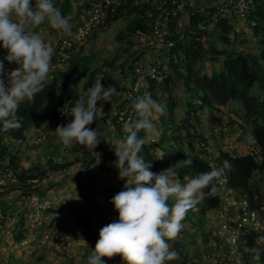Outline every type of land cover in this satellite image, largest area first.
Listing matches in <instances>:
<instances>
[{
	"label": "clouds",
	"instance_id": "obj_1",
	"mask_svg": "<svg viewBox=\"0 0 264 264\" xmlns=\"http://www.w3.org/2000/svg\"><path fill=\"white\" fill-rule=\"evenodd\" d=\"M44 23L51 29L71 32L70 17L63 15L53 0H35L34 6L31 0H0V48L7 52L4 59L18 66L0 79V121L5 131L23 126L24 118L17 115L19 106L25 101L34 102L48 79L54 48L32 30ZM5 72L0 61V77ZM102 79L103 76L98 77L87 94L77 99L70 109V122L54 130L64 145L76 142L93 150L101 142L99 137L105 133L88 125L105 117L103 106H97V102L107 101L117 92L111 85L105 88ZM132 107L138 118L124 125L126 137L112 141L118 178L125 181L123 190L110 201L118 219L99 230L94 249L87 253V264H103L101 257L115 256L123 264H166L178 260L179 253L171 249L169 241L181 233L188 211L195 210L207 196L218 194L225 171L233 169L231 161L224 160L222 168L213 167L208 172L186 177L184 183L178 170L191 167L190 158L159 173L150 171L151 164L139 153L151 141L156 128L154 114L163 115L166 106L145 93L136 97ZM141 131L143 137L138 135ZM246 139L254 141L252 136ZM94 154L98 163L100 154ZM205 188L210 191L205 193Z\"/></svg>",
	"mask_w": 264,
	"mask_h": 264
},
{
	"label": "built area",
	"instance_id": "obj_2",
	"mask_svg": "<svg viewBox=\"0 0 264 264\" xmlns=\"http://www.w3.org/2000/svg\"><path fill=\"white\" fill-rule=\"evenodd\" d=\"M189 0H81L75 4L74 13L78 6L80 12L71 15L72 25L70 33H64L54 29H32L41 34L46 42H51L54 53L51 58V70L48 79L53 78L57 71L68 68L70 61L79 53L83 46L94 34L105 28L106 20L113 17L119 9L127 16L128 9L140 11V15L146 22V29L134 35V55L130 63L132 68L129 72L128 65L125 73H129L131 80L125 82L121 89L122 104L116 116L121 125V139L126 137L124 125L133 119L135 112L132 107L133 101L145 93L150 94L152 84L160 85L170 75L171 68L167 61L161 59L165 53H169L175 42L171 39V19H179L184 12L185 5ZM254 10V0H224L218 3L211 12L207 22L215 25L222 21L230 22L234 18L248 19ZM134 13L131 15L133 16ZM255 25V19L250 20ZM156 60L141 61L144 50L153 49ZM6 72L0 79L6 78L8 72L18 67L7 60L3 62ZM46 80V81H47ZM74 107L70 100H61L57 105L56 112L50 117L48 125L40 130L30 132L18 142L34 145L47 140L50 136H57L55 129L58 125H66L71 120L70 109ZM222 126V124H221ZM223 127V126H222ZM113 135H116V126L111 124ZM219 128L212 131L219 136ZM228 127H223L225 134ZM234 136L227 140L226 146L231 155H249L257 162L262 160V149L257 142L246 139L251 136L250 132L244 133L240 128L233 132ZM243 135L242 138H240ZM208 137V136H207ZM208 144L201 142L197 145L196 154L207 162L210 170L213 167L222 168L216 160V153ZM21 170L10 164L8 154H0V233L6 238H13L19 228L28 233L16 239L10 249L19 250L26 256L37 251L42 244L51 242L58 245L61 250V260L57 264H69L72 259V250L64 239L63 229L66 224V213L54 207L52 202L41 196L44 186L55 180L58 169H44L36 172L34 178L20 180L18 173ZM222 187L219 192L221 203L218 208L208 214L212 218L214 246L208 255H204L212 264H243V253L251 250L247 242L254 240L259 244L264 231V205L256 206L250 202L246 193H239L228 184L225 171L224 177L219 182ZM116 193H113L111 198ZM258 199L254 195V200ZM3 203L7 204L4 210ZM111 211L118 215L111 204ZM116 221V219H115ZM22 222V224H20ZM100 230L104 227L101 221L97 222ZM88 231V237L93 235ZM261 246V243L257 246ZM112 264L115 260L109 259ZM166 264H170L168 261Z\"/></svg>",
	"mask_w": 264,
	"mask_h": 264
},
{
	"label": "trees",
	"instance_id": "obj_3",
	"mask_svg": "<svg viewBox=\"0 0 264 264\" xmlns=\"http://www.w3.org/2000/svg\"><path fill=\"white\" fill-rule=\"evenodd\" d=\"M76 1L77 0H53V3L61 10L63 15L69 17L77 14L81 10V6H78L77 11L74 13L73 6L76 4ZM31 2L34 6L35 0H31ZM132 13L134 14L124 29L125 31L120 32L117 35L119 41L124 37V33L134 36L137 32L146 29V22L144 18L141 17L140 11L134 12V9L129 8L128 12L125 14L130 15ZM123 16L124 14L121 13V9H119L113 17L106 20L105 28ZM208 16L209 12H195L190 16L189 25L187 27L182 26V28L178 26L177 19H171V39L175 44L170 49V52L175 48H177V51L175 57L170 55L169 66L174 71L177 77L176 79L180 81L186 92V109L185 116L175 122L174 107L177 103L173 97L174 81L171 78V75H169L162 84L151 85L150 91L152 90V92L155 90L156 86H161V100H165L164 105L166 106V112L163 115L158 114V116L165 128L168 126L171 127L169 134L174 141L172 142V140H170V142L167 143V141H169L167 136L168 129H165L157 146L163 153L169 154L173 153V150L176 149V145H174L176 140L181 147V153L186 151V145H183V140H187L191 145L195 141L208 144V140H210L209 136H204L203 132H198L194 128V125L191 122L192 116L197 115L198 111L202 113L206 111L212 118L216 117L217 119L216 111L227 109V115L224 113L226 118L219 120V136L223 137L225 135L223 127H228L230 131L233 130V132L238 127L242 130L243 135L245 132L249 131L251 136L254 137L255 141L262 149V160L257 162L249 155L234 156L231 155L228 150L220 148H218L215 158L221 165H223L224 160L231 161L233 169L231 171L226 170V174L228 177V184L232 188L239 193H246L252 204L256 206L264 205L262 197L259 194V189L254 180V177L258 172L264 171V68L259 62V59L250 53L237 52L235 50H229L226 47H222L221 49L218 48L219 45L226 46L229 43L227 37V22L225 21L216 23L221 25L224 31L220 41L204 40L206 34L205 30L209 26V23L207 22ZM248 19H255V25L258 24L255 1L254 10ZM84 49L85 46H83L79 53L70 61L66 70L55 72L53 78L44 82L43 90L36 94L34 102L25 101L19 106L17 115L24 118L23 126L20 129L5 131L3 128V121H0V154L2 156L9 153L8 150L10 147L4 139L7 138L10 141L23 140L26 136V132L38 118L40 109L47 103L50 95L54 92H58L62 94L61 100L68 99L73 105H75V102L81 96L77 88L79 77L87 78L84 88L91 86L93 80L99 73V68L93 66L96 53L93 51L87 53ZM208 56L211 63L221 60V68L218 70L214 68L208 73L206 67ZM131 60L132 58L130 61ZM179 60H181V64L179 63ZM130 61L125 62L123 65L119 64L120 67L122 66L121 71H125L127 65L128 69L126 71L129 72L131 70L133 65ZM107 62L108 61H106V63ZM254 87L260 89L259 94L250 93V90ZM151 97L153 100L161 103V100L157 98L155 94ZM235 102L241 104L240 108H233L234 104H238ZM230 112L234 113L236 119L230 117ZM195 117H197L198 121L199 116L197 115ZM137 118V113L134 112L132 120H136ZM112 123L116 126L115 136L121 137L122 128L117 122V116L113 118ZM199 124L201 125V123ZM181 130L185 132L184 136L181 135ZM138 135L143 137L144 132L141 131ZM212 135L214 136L215 134L212 132ZM243 135L240 138H242ZM183 137L186 139H183ZM211 138L213 139L214 137L211 136ZM139 155L142 156L146 162L151 164L150 171L159 173L163 170L161 161L151 151L149 143L143 146ZM189 158L193 161L191 167L178 170V175L181 181L184 180L186 182V177L191 178L197 173L210 171L207 162L200 158L195 151L189 152L185 159ZM9 160L10 164L15 167V164L10 157ZM66 165L67 164L51 165L50 169L63 168ZM39 170L40 169L38 168L22 169L18 173V178L20 180L34 178L36 172ZM203 191L208 193L210 189L205 188ZM254 195L258 196L256 201L254 200ZM169 203L172 202L169 201ZM220 203L221 199L219 193L207 196L205 200L196 205L195 210L202 215H206L212 210L218 208ZM117 219L118 215H116V220ZM185 220L186 217L183 221ZM20 224H22V222ZM98 234L99 231L93 232V235L89 237L90 244L95 246L96 241L99 238ZM208 236V234L204 236V241H207ZM16 238L19 239L21 237L18 236ZM261 241V246H259L257 250L253 248V239L247 242V245L250 246L251 250L243 253V264H264V231L261 236ZM192 242H195V239H192ZM209 244H211L210 241ZM213 246L214 244L211 245V249H213ZM177 252L179 253L180 258L168 262L170 264H188L191 258L184 249L178 250ZM198 257H200L199 253L196 260L193 259V263L189 264H198L196 262ZM111 259L115 260L116 264H123V261H121L119 256H115Z\"/></svg>",
	"mask_w": 264,
	"mask_h": 264
},
{
	"label": "crops",
	"instance_id": "obj_4",
	"mask_svg": "<svg viewBox=\"0 0 264 264\" xmlns=\"http://www.w3.org/2000/svg\"><path fill=\"white\" fill-rule=\"evenodd\" d=\"M224 0H189L184 12L179 19V27L188 26L190 16L195 12L207 13L210 12L218 3ZM256 14L258 16V24L251 25L250 19L234 18L230 22L226 23L228 28L227 37L228 44L226 47L229 50H235L237 52L250 53L259 59V62L264 68V0H254ZM206 34L204 40L220 41L224 34L223 27L219 24L209 25L205 30ZM4 53H0V61H5L4 57L7 55L5 49L0 48ZM130 53L134 55L133 50ZM154 48L144 50L141 54V61L156 60L154 56ZM164 55V54H163ZM162 57V56H161ZM208 59L206 60L207 72L210 73L214 68L216 70L221 68V63L217 67ZM221 61V60H219ZM120 72V79L118 85L114 83V78L117 77V73ZM116 72L111 70V73L105 78L102 85L106 88L109 85L116 88L117 92L110 96L107 101H98L97 106H103L105 117L98 118L92 124L88 125L89 128H97L98 131L105 133L100 136L101 142L92 150L90 147L80 145L73 142L71 145H64L58 138V136H50L47 140L37 144L28 145L18 141H6L10 146L8 156L13 160L15 167L22 169L38 168L44 170L50 168L51 165L67 164L63 168H58L55 180L46 184L42 191L41 196L48 199L54 207L63 210L66 213V224L63 229L64 239L69 244L72 250V259L69 264H87V253L94 249V245L90 244L88 231H99L97 222L101 221L104 226L109 223L115 222L116 215L111 211L110 197L112 193H118L123 190L125 181L118 178V171L115 166L116 155L114 146L112 144L113 139L120 140L119 136L112 137L113 132L111 124H113V118L119 107L122 104L121 89L125 82H129L131 76L125 71L118 69ZM174 72V71H173ZM103 74H99L96 79ZM103 81V80H102ZM91 87V86H90ZM150 95H156L161 100V86H156L155 90L150 91ZM87 92L83 95H86ZM82 95V94H81ZM175 91L173 89V97ZM186 95H182L181 99L174 97L176 103L180 102L186 109ZM177 98V99H176ZM153 99V98H152ZM60 102L58 99L55 102L51 113L47 115L45 119H39L33 123V125L26 132V135L32 131L40 130L48 125L50 117L55 113L57 105ZM162 104H165V100H161ZM180 104V103H179ZM178 104V105H179ZM181 105V104H180ZM177 106V104H176ZM174 107V112L175 108ZM234 105V109L240 108V106ZM227 109L216 111L217 119L212 118L208 114V118L212 120L208 121V125L199 126V129L204 132V136H209L212 141L210 146L214 153H217L218 148L228 150L226 148V142L228 139L224 136H218V139L211 138L210 135L215 127H218L219 120L225 119L227 115ZM226 113V115L224 114ZM230 117L235 118L234 113L230 112ZM180 118H183L180 117ZM153 122L156 125L152 138L156 142L153 144L149 142L151 151L159 159L160 154L163 152L157 146L163 131L170 129L168 126L165 128L162 125L158 114H154ZM213 123V124H212ZM228 131L230 137L231 134ZM158 138V139H157ZM158 152L156 153V149ZM192 150V149H191ZM94 153H99V162ZM166 154V153H164ZM163 165V169L175 165L174 159L171 157H163L159 159ZM171 161V162H170ZM4 210L7 208V204L3 203ZM213 231V227H212ZM28 233L27 230L19 228L15 231L14 237L9 240L6 239L0 233V263L1 264H57L61 260V250L57 244L47 242L41 245L37 250V254L33 259L25 258L23 253L19 250H11L12 243L17 239L16 237H23ZM86 242V243H85ZM10 246V247H9ZM1 252H7V257ZM103 264H112V262L106 258L101 257Z\"/></svg>",
	"mask_w": 264,
	"mask_h": 264
},
{
	"label": "rangeland",
	"instance_id": "obj_5",
	"mask_svg": "<svg viewBox=\"0 0 264 264\" xmlns=\"http://www.w3.org/2000/svg\"><path fill=\"white\" fill-rule=\"evenodd\" d=\"M81 0H77L76 3L78 4V2ZM74 8H75V4H74ZM132 15H127L125 17H122L114 22H112L110 24V26L106 27L104 30H101L100 32H98L96 35H93V37H91V39L88 41V43L85 46L84 51L85 52H95L96 53V58L95 61L93 63V66H97L99 68V74H103V81L101 80V84L102 82H104L105 78L111 73V70L116 72L118 69H122V66L120 67L119 64L123 65L125 62H129L130 59L133 57V53H130V50H133V47H135V39L134 36L129 35L128 33H124V37L121 39V41H119L117 39V35L120 32H124L128 22L131 20ZM39 28H45V29H51L47 23L42 24L41 26H39L36 29ZM217 42V41H216ZM177 48L171 50V52L169 53H165L164 55H162L161 59L164 61H167L169 64V58L170 55L175 57ZM0 53H4V51L2 49H0ZM105 61V62H104ZM106 61H108L106 63ZM179 63L181 64V60H179ZM219 63H221V61L217 60L214 61V65L215 67H217L219 65ZM128 64V63H127ZM117 73V72H116ZM129 74V73H128ZM97 75V76H98ZM171 78L174 81L173 84V89L175 91V96L177 95L178 99L182 98V95H186V92L184 91V87L183 85L180 83L179 80H177L175 73L173 72V70L171 69L170 72ZM120 72L117 73V77L114 78V83L115 85L119 83V79H120ZM87 78L85 77H79L78 79V84H77V88L80 92V94H85L86 92H88V89L92 87L94 81L96 80V78L93 80L91 87H86L84 88V86L86 85ZM251 94L260 93V89L256 87L252 88L250 90ZM185 98V97H184ZM58 99H62V94L58 93V92H54L52 95H50V97L48 98L47 103L40 109L39 111V115L37 118V122L39 121V119H45L47 117V115L49 113H51L52 108L55 105V102ZM177 99V98H176ZM182 101V99H181ZM177 102V106L175 108L176 113L174 112L175 115V122L179 121L181 118L180 117H184L185 116V108L182 105V103ZM181 105H180V104ZM238 103L237 105H241L239 102H235ZM179 104V105H178ZM235 105V104H234ZM199 116V120L197 121V117L195 116ZM197 115L192 116L191 122L194 125V128L198 131V132H203L202 130L199 129V126L201 125H208V121L212 120L211 118H208V112H199L197 113ZM201 123V125L199 124ZM213 124V123H212ZM191 131V130H190ZM168 133V139L170 142V140L173 141V139L170 137V129L167 131ZM184 131L181 130V135L184 136ZM231 134V138L234 136L233 134V130L229 132ZM204 134V132H203ZM226 135H228V132L226 133ZM214 137L216 139H218V137L215 135L213 136L212 134L210 135V137ZM229 136V135H228ZM228 136L224 135V138L226 137V139H228ZM158 139V138H157ZM183 139H186L185 137H183ZM5 141H10L9 139L5 138ZM153 144L156 142L155 140L151 139V141ZM225 142L227 143V141L225 140ZM198 141H195L192 145L189 144V142L187 140H183V145H186V151L184 153H181V147L179 146V142H177V140L175 141V150H173V153H169V154H160L161 152L156 149V153H159L160 156L164 154L163 157H166V159L168 157H171L174 159L175 164L178 161L184 160L187 156V154L189 152L192 151H197V145H198ZM226 148L228 149V147L226 146ZM192 149V150H191ZM214 152V150H213ZM171 162V161H170ZM173 165V164H172ZM181 170V169H180ZM183 170V169H182ZM255 184L257 185L258 189H259V194L262 197V201L264 203V171L262 172H258L255 177ZM185 181L182 180L181 183H184ZM115 193V192H114ZM113 194V193H112ZM170 202H172L170 200ZM183 223V229L181 231V233L179 234V236L174 240V241H169L170 245H171V249L178 251L181 249H184V251L188 254V256L191 258L189 263H193V259L196 260L198 253L200 254V257H198L197 259V263L198 264H212L208 259H206V257H203L204 255H208L211 252V245L214 244L215 239H213V231H212V227H214L213 223H212V218L209 214L206 215H202L200 213L197 212V210H189L187 215H186V220L182 221ZM209 235L207 241H204V236L205 235ZM192 239H195V242H192ZM209 241L211 244H209ZM261 241V240H260ZM262 243V241L260 242ZM259 243V244H260ZM193 244V245H191ZM259 244H254L253 248L255 250H257V247ZM196 246V247H195ZM16 250V249H14ZM38 251H34L32 254H30L29 256H26L23 252V255L25 258H31L33 259L34 256L37 254ZM4 257H7L6 254H8L7 252H1ZM188 263V264H189ZM1 264V263H0Z\"/></svg>",
	"mask_w": 264,
	"mask_h": 264
}]
</instances>
